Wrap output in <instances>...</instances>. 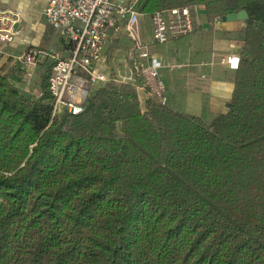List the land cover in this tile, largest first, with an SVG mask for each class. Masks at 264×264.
<instances>
[{
    "label": "trees",
    "instance_id": "trees-1",
    "mask_svg": "<svg viewBox=\"0 0 264 264\" xmlns=\"http://www.w3.org/2000/svg\"><path fill=\"white\" fill-rule=\"evenodd\" d=\"M186 6L248 14L210 123L114 82L53 117L50 71L33 98L0 71V264H264V0H141Z\"/></svg>",
    "mask_w": 264,
    "mask_h": 264
},
{
    "label": "built area",
    "instance_id": "built-area-1",
    "mask_svg": "<svg viewBox=\"0 0 264 264\" xmlns=\"http://www.w3.org/2000/svg\"><path fill=\"white\" fill-rule=\"evenodd\" d=\"M196 11V9L194 10ZM42 14L46 22L72 45L67 54L30 49L16 59L33 70L45 60L52 62L49 91L53 96V117L68 112L84 113L85 105L98 84H130L146 93L159 107H166V86L160 70L166 63L151 55L140 31L141 0H48ZM193 9L176 7L152 15L153 41L164 44L194 32ZM22 22L17 11L0 8V58L9 57L7 47L19 35ZM124 28L133 43L137 62L118 81L111 80L99 65L105 61V46L111 33ZM240 56L229 55L222 63L236 70ZM170 66V65H168Z\"/></svg>",
    "mask_w": 264,
    "mask_h": 264
},
{
    "label": "crops",
    "instance_id": "crops-1",
    "mask_svg": "<svg viewBox=\"0 0 264 264\" xmlns=\"http://www.w3.org/2000/svg\"><path fill=\"white\" fill-rule=\"evenodd\" d=\"M46 2L47 0H0V8L7 7L19 11L23 20L27 22L28 31L19 26L21 33L9 48L13 55H18L29 48H38L44 39L48 43H56L60 47L59 50L66 54L64 48L66 44L61 43L63 40L60 34L47 25L42 16ZM202 17L199 13L200 20H196L195 31L186 36L192 38L187 50L189 55L186 63L172 62L175 65H182V68L166 69L164 71L167 72L163 71L162 77L165 80L167 94L169 93L171 109L201 117L210 123L216 115L227 112L236 76L235 70L217 63L219 58L216 55L241 54L244 47V27L239 21L212 24ZM211 62L214 63L213 68H201L202 64ZM178 70L184 71L176 74ZM202 75H207V78L202 79ZM16 86L18 87L17 83ZM179 91L183 93L182 98Z\"/></svg>",
    "mask_w": 264,
    "mask_h": 264
},
{
    "label": "rangeland",
    "instance_id": "rangeland-1",
    "mask_svg": "<svg viewBox=\"0 0 264 264\" xmlns=\"http://www.w3.org/2000/svg\"><path fill=\"white\" fill-rule=\"evenodd\" d=\"M46 4H47V2H46ZM188 7L191 10L193 9V14H194L193 18H194L195 23H196V20L197 21L200 20V19H198L199 13H201V18H203L202 16H204V18H206L205 13L203 12L202 8L192 7V6H188ZM1 8H7V7H1ZM7 9L14 10L12 8H7ZM195 9H196V11H194ZM165 10H167V9H165ZM14 11H17V10H14ZM161 11H163V10H161ZM17 12H19V11H17ZM142 14L144 16L140 18V31H141V36H142L143 42L147 45V49L150 51L151 55L156 56L162 62L166 63V67H164L160 70V77L164 82L165 80L162 77V72L164 70L182 68V65H175L172 62L176 61V63L177 62L182 63V64L186 63V60L188 59V55H189V51H187V50L189 49V45L191 43L192 38L184 36V37H180L178 39L171 40V41L164 43V44L154 42L153 37H152V30H153L152 15L154 13L148 15V14H145L142 12ZM42 16H43V14H42ZM21 17H22V22L20 24H18L16 26V28L19 30L18 27L20 26L22 29H27V22L23 20L22 14H21ZM43 18H44V16H43ZM44 20H45V18H44ZM221 21H223L222 18L216 19L214 22H209V21L208 22L213 24L215 22L219 23ZM45 22H46V20H45ZM239 22H241V26L245 28V22L244 21H239ZM46 24L49 25L47 22H46ZM50 27H49V29L52 30L53 28L51 27L52 28L51 29ZM195 27H196V24H195ZM244 28H243V30H244ZM49 29L47 30L48 33L50 32ZM27 31H28V29H27ZM54 31H56V30H54ZM32 32L34 33V31H32ZM20 33H21V31L19 32V34ZM189 35H187V36H189ZM17 37L15 38L14 42L16 41ZM13 43H11V44H13ZM41 43H42L41 46H39L38 48H29L26 51H23L18 55H13L12 53L9 52V48L11 46V44H10L7 47V53L9 55V57L0 58V71L5 75L10 76L12 79V82L15 85L17 83L18 87L21 88L20 89L21 92L24 93L29 98H33L35 96L37 97L41 94L40 91H41V84H42L43 78L49 71H50L49 73L51 74L52 62L50 60L49 61L45 60L42 63H40L37 67H35L33 70H31V69H28V67L23 65L21 62H19L16 58L22 56L24 53H27L30 49H42V50H47V51L63 54V52H61V50H59L60 47L56 43H54V42L48 43L47 40H45V39ZM61 43L66 44L64 46V48H66V54H67L69 52V50L71 49L72 45L70 43H68V41H66V40H65V42L62 41ZM132 48H133V43H132L131 39L128 37L124 28H121L116 33L115 32L111 33L110 37L106 43V46H105V53H104L105 61L99 65L100 71L104 72L111 80H114V81L120 80L121 76H124L128 72L129 68L133 67L134 64L137 62L135 55L131 54ZM229 55L240 56V58H241V54H218V55H216L219 58V61H217V63L218 64L221 63V65H223L222 59H227V57ZM168 65H170V66H168ZM224 65H226V64H224ZM239 65H240V63H239ZM226 66H228V65H226ZM213 67H214L213 62L207 63V64L204 63L201 65V68H203V69H208V68H213ZM230 69H232V68H230ZM184 70H182V71L178 70L176 72V74H180V72H183ZM232 70H234V69H232ZM235 71H237V69ZM164 72H167V71H164ZM206 78H207V75H202V79H206ZM115 84L127 85L130 87H133L134 90L137 92V95H138V98H139V101H140V104L142 107H144L145 102L149 101V100H151V102L153 104L157 105L156 102H154V99H152L151 97H147L146 93H144L140 90L137 91V89L134 86H132L130 84H120L118 82H115ZM164 84H165V82H164ZM103 85H105V84L103 83ZM101 86H102V84L96 85V87L93 90V92L91 93V95L95 92V90L97 88H100ZM165 86H166V84H165ZM166 91H167V87H166ZM168 94H167V97H168ZM179 94L181 96L183 93L181 91H179ZM182 97H183V95L181 96V98ZM167 106L170 107L169 97H168ZM179 109H181V107H179Z\"/></svg>",
    "mask_w": 264,
    "mask_h": 264
},
{
    "label": "water",
    "instance_id": "water-1",
    "mask_svg": "<svg viewBox=\"0 0 264 264\" xmlns=\"http://www.w3.org/2000/svg\"><path fill=\"white\" fill-rule=\"evenodd\" d=\"M248 18L246 11H240L237 14H231L229 16L223 17L224 22H236V21H245Z\"/></svg>",
    "mask_w": 264,
    "mask_h": 264
}]
</instances>
